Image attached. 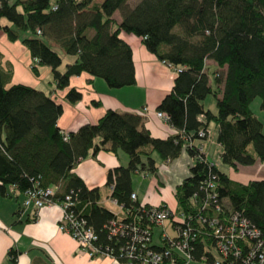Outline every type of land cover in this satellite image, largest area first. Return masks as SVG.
Returning a JSON list of instances; mask_svg holds the SVG:
<instances>
[{
    "label": "trees",
    "instance_id": "16d2710c",
    "mask_svg": "<svg viewBox=\"0 0 264 264\" xmlns=\"http://www.w3.org/2000/svg\"><path fill=\"white\" fill-rule=\"evenodd\" d=\"M94 1L0 0V22H5L0 23V31L8 42L19 41L27 49L34 61L32 75L38 76V67L50 69L54 90L67 89L64 99L69 104L81 100L80 92L69 88V80L83 73L101 79L110 89L133 86L131 49L118 35L140 38L158 60L181 68L171 93L157 107L176 134L153 139L139 115L108 110L96 123L64 135L57 127L62 106L35 88L7 87L10 71L1 66L0 54V196L10 189L22 195L35 181L43 188L58 186L56 200L72 192L75 211L83 210L81 218L98 243L117 249L125 242L107 233L113 215L98 205V189H87L73 173L75 165L89 152L124 153L127 166L108 171L106 186L113 183L111 197L125 211H132L139 203L130 199L131 176L145 171L156 174L153 153L168 162L184 149L193 165L190 175L173 190L175 211H188L190 197L202 195L200 182L215 176L218 199L263 237L264 181L245 185L230 181L215 165L208 169L209 161L191 143L205 140L208 135L198 139L197 132L214 123L223 166L235 169L264 161V127L250 110L258 98L259 110L264 112V0H140L133 7L128 0ZM49 43L64 56L74 57L63 73L58 71L62 59ZM206 61L217 68L213 89ZM223 68L225 72H220ZM210 94L216 103L214 115L202 105ZM198 240L192 245L195 260L203 245L202 238ZM8 256L9 263L15 264V251Z\"/></svg>",
    "mask_w": 264,
    "mask_h": 264
},
{
    "label": "crops",
    "instance_id": "0c3cea01",
    "mask_svg": "<svg viewBox=\"0 0 264 264\" xmlns=\"http://www.w3.org/2000/svg\"><path fill=\"white\" fill-rule=\"evenodd\" d=\"M102 1L95 0L94 3L99 4ZM113 19L117 23L120 22L118 12L113 14ZM0 23L5 24L4 21ZM118 36L131 49L135 84L131 87L110 89L101 79L92 78L83 73L69 80V88H74L81 94L79 102L69 104L64 99L67 89L56 91L52 80L49 81L50 69L38 67V76L32 75L29 66L34 64V61L27 49L19 41L8 42L6 36L0 31L1 66L9 67L10 71V79L6 86L26 85L43 92L60 104L62 114L57 120V127L62 133L68 134L77 131L83 125L94 124L106 111L111 110L119 114L139 115L144 129L148 131L151 138L166 140L175 135L176 131L169 126L167 121L157 116V107L162 99L171 93L178 72L149 53L140 38L123 32H120ZM49 44L62 59L58 71L63 73L65 66L73 62L74 57L64 56L56 45ZM207 62L214 65L211 61H206V65ZM219 71L225 72V68ZM45 79H48V86L40 89L41 82ZM259 104L260 100L256 98L250 105V110L264 127V112L259 110ZM202 105L205 110L204 101ZM210 113L214 115L213 112ZM207 131L208 137L205 140H195L191 144L201 149L207 160L211 152L218 151L219 159L220 148L216 144L217 128L214 123H209ZM185 156L186 153L182 151L177 161L162 162L159 156L153 153L151 157L158 167L154 175L156 182L154 181L151 188L147 190L143 199H140L138 193L131 187L132 193L136 195V201L148 205L163 203L169 208V190L172 189V194L174 188L188 177L182 166L185 163L187 166L188 163ZM190 160L193 161L191 158ZM127 163L128 158L121 151L99 150L95 154L89 152L86 158L75 165L73 173L81 179L87 189H98L100 194L98 205L113 213L116 212L115 207L105 201L111 194L109 187L106 186L107 173L117 167H126ZM226 168V172L221 171L232 182L245 185L252 181H264V161L256 160L251 166H238L235 169ZM134 174H142L144 179L149 176L146 171ZM164 174L168 178L166 181L162 179ZM165 183L166 186H164ZM158 186L160 189H157ZM22 199V195L14 193L11 189L6 196H0V264H10L8 256L10 250L16 253L15 264H117L109 258H89L78 252L75 242L58 231L61 211L57 206L45 207L37 211L22 210ZM175 208L176 205L174 210ZM193 264L211 263L210 261H195Z\"/></svg>",
    "mask_w": 264,
    "mask_h": 264
},
{
    "label": "built area",
    "instance_id": "2783aa9c",
    "mask_svg": "<svg viewBox=\"0 0 264 264\" xmlns=\"http://www.w3.org/2000/svg\"><path fill=\"white\" fill-rule=\"evenodd\" d=\"M167 65L178 73L181 71L180 67ZM157 116L168 120L160 112ZM207 135V130L197 132L198 139H205ZM198 151L202 154L201 149ZM213 166L207 162L208 169ZM214 178L200 182L202 195L190 197L186 212L170 210L163 203H139L132 211H125L110 194L105 201L115 207L116 212L111 213L113 218L106 225L107 233L125 242L124 247L117 249L98 243L95 232L81 218L83 210L75 211L72 192L64 194L60 200L54 199L58 186L43 188L35 181L32 188L22 194L21 209L37 211L57 206L61 211L58 231L69 236L78 252L89 258L105 257L117 264H193L209 259L213 264H264V236L232 211L225 200L218 199ZM112 189L113 183L109 186L110 193ZM130 199L136 202V195L131 193ZM199 238L203 241L202 251L195 260L191 255L192 245L199 243Z\"/></svg>",
    "mask_w": 264,
    "mask_h": 264
},
{
    "label": "rangeland",
    "instance_id": "374dc122",
    "mask_svg": "<svg viewBox=\"0 0 264 264\" xmlns=\"http://www.w3.org/2000/svg\"><path fill=\"white\" fill-rule=\"evenodd\" d=\"M139 1L140 0H128L129 6L130 7H133ZM32 65L33 64H30L29 67H31ZM63 65H64V61H63L62 67H63ZM6 69L8 70L9 67H7ZM216 69H217L216 66L210 65L207 62V65H206V74H207V77H208V80L210 82V86L212 87V89H213V74L215 73ZM48 79H49V81H51L52 80V76L49 77ZM48 79L47 80L45 79V80H43L41 82V86L42 87H39L40 89L41 88H47V86H48V83H47L48 82ZM204 107H205V110L206 111L213 112L214 114L216 113V103H215V99H214V97L211 94L208 95L205 98V100H204ZM182 151H183V153H186L184 149ZM185 157H186L188 163H187V166H186V163H185V165L183 164L182 166H184V168L186 170V175L189 176L190 175L189 168L193 165V161L190 160V157L188 156L187 153H186V156ZM176 159H178V158H176ZM172 161H174V160H172ZM184 161H185V159H184ZM184 161H183V163H184ZM208 161L211 162V163H213L214 165H216L220 170H222L224 172L227 171V168L226 167L224 168V166L220 163V161L218 159V151L211 152L210 156H208ZM164 172H166V171H164ZM148 175L149 176L145 177V179L142 177V174H139V175L138 174H133L131 176V187H132V189L134 191H136L138 193L140 199H143L144 198V195H146L147 190L149 188H151V186L154 183V181L156 182V180H155L156 178L154 177V174L148 172ZM160 179L161 178H159V180ZM162 179H163V181H166L168 178L164 174ZM164 186H166V183L164 184ZM155 188H156V186H155ZM157 189H160L159 186L157 187ZM171 190L172 189L169 190V194H168L169 195L168 196V198H169L168 206H169V208H171L172 210H174L175 202L173 200V197H172V194H171Z\"/></svg>",
    "mask_w": 264,
    "mask_h": 264
}]
</instances>
